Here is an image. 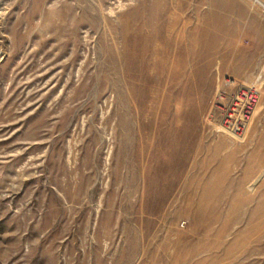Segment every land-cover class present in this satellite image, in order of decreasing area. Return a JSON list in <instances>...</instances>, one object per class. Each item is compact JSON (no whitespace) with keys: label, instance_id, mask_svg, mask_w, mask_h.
I'll list each match as a JSON object with an SVG mask.
<instances>
[{"label":"rangeland","instance_id":"374dc122","mask_svg":"<svg viewBox=\"0 0 264 264\" xmlns=\"http://www.w3.org/2000/svg\"><path fill=\"white\" fill-rule=\"evenodd\" d=\"M0 264H264V0H0Z\"/></svg>","mask_w":264,"mask_h":264},{"label":"built area","instance_id":"2783aa9c","mask_svg":"<svg viewBox=\"0 0 264 264\" xmlns=\"http://www.w3.org/2000/svg\"><path fill=\"white\" fill-rule=\"evenodd\" d=\"M257 100V90L254 87L238 88L232 103L223 112L220 130L224 134L242 138L248 129Z\"/></svg>","mask_w":264,"mask_h":264}]
</instances>
